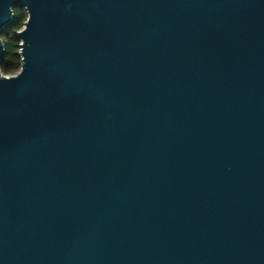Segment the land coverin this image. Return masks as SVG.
Wrapping results in <instances>:
<instances>
[{
  "label": "water",
  "instance_id": "1",
  "mask_svg": "<svg viewBox=\"0 0 264 264\" xmlns=\"http://www.w3.org/2000/svg\"><path fill=\"white\" fill-rule=\"evenodd\" d=\"M18 6L0 264H264V0Z\"/></svg>",
  "mask_w": 264,
  "mask_h": 264
},
{
  "label": "trees",
  "instance_id": "2",
  "mask_svg": "<svg viewBox=\"0 0 264 264\" xmlns=\"http://www.w3.org/2000/svg\"><path fill=\"white\" fill-rule=\"evenodd\" d=\"M14 18L12 22L0 32L5 47V56L0 63V71L5 76H12L17 74L21 68L20 39L17 32L20 31L25 21L27 20V13L21 6L13 9Z\"/></svg>",
  "mask_w": 264,
  "mask_h": 264
}]
</instances>
